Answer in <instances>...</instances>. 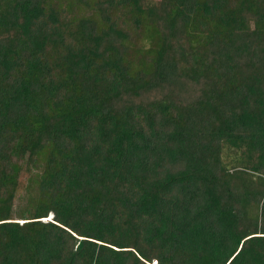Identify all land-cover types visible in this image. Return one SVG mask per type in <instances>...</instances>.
Segmentation results:
<instances>
[{
    "label": "trees",
    "instance_id": "obj_1",
    "mask_svg": "<svg viewBox=\"0 0 264 264\" xmlns=\"http://www.w3.org/2000/svg\"><path fill=\"white\" fill-rule=\"evenodd\" d=\"M0 264H264V0H0Z\"/></svg>",
    "mask_w": 264,
    "mask_h": 264
},
{
    "label": "rangeland",
    "instance_id": "obj_2",
    "mask_svg": "<svg viewBox=\"0 0 264 264\" xmlns=\"http://www.w3.org/2000/svg\"><path fill=\"white\" fill-rule=\"evenodd\" d=\"M140 45H142L145 49L148 47V39L147 38H143L139 41ZM41 172L40 171H36L35 175L33 176V179L35 182H38L39 177H40ZM32 187L35 186V184L31 185ZM32 199V196L29 195V193L25 192L22 196V198L18 201L15 202L17 207H23L24 205H26L28 203V201H30ZM51 219L49 220V218H47L46 220L44 219V221H51L53 219V215L52 217L49 216ZM20 223H23V221H21Z\"/></svg>",
    "mask_w": 264,
    "mask_h": 264
},
{
    "label": "bare ground",
    "instance_id": "obj_3",
    "mask_svg": "<svg viewBox=\"0 0 264 264\" xmlns=\"http://www.w3.org/2000/svg\"><path fill=\"white\" fill-rule=\"evenodd\" d=\"M51 217H52V215H51ZM51 218H49V220H50ZM46 220V219H45Z\"/></svg>",
    "mask_w": 264,
    "mask_h": 264
}]
</instances>
